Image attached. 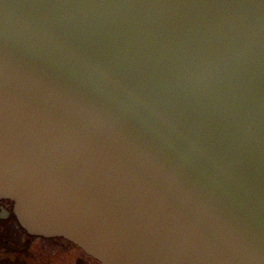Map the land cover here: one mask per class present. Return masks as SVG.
I'll use <instances>...</instances> for the list:
<instances>
[{
    "label": "water",
    "instance_id": "95a60500",
    "mask_svg": "<svg viewBox=\"0 0 264 264\" xmlns=\"http://www.w3.org/2000/svg\"><path fill=\"white\" fill-rule=\"evenodd\" d=\"M0 198L100 264H264V0H0Z\"/></svg>",
    "mask_w": 264,
    "mask_h": 264
},
{
    "label": "flooded vegetation",
    "instance_id": "af4514ba",
    "mask_svg": "<svg viewBox=\"0 0 264 264\" xmlns=\"http://www.w3.org/2000/svg\"><path fill=\"white\" fill-rule=\"evenodd\" d=\"M0 264H100L73 242L26 230L13 202L0 198Z\"/></svg>",
    "mask_w": 264,
    "mask_h": 264
}]
</instances>
